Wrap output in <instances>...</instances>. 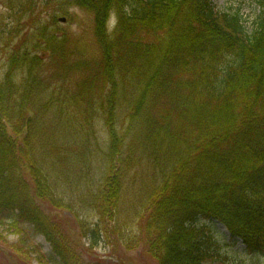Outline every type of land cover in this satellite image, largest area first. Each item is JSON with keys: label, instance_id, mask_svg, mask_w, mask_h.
<instances>
[{"label": "trees", "instance_id": "trees-1", "mask_svg": "<svg viewBox=\"0 0 264 264\" xmlns=\"http://www.w3.org/2000/svg\"><path fill=\"white\" fill-rule=\"evenodd\" d=\"M213 1L67 0L93 20L73 43L39 16L55 1H6L0 226L23 246L29 227L85 264L67 213L89 250L113 232L156 264H206L219 224L264 257V0L251 33Z\"/></svg>", "mask_w": 264, "mask_h": 264}, {"label": "rangeland", "instance_id": "rangeland-1", "mask_svg": "<svg viewBox=\"0 0 264 264\" xmlns=\"http://www.w3.org/2000/svg\"><path fill=\"white\" fill-rule=\"evenodd\" d=\"M6 1L7 0H0V16L2 15L6 17L9 14L6 9ZM53 1H55L56 4L39 10L41 20L49 21L51 16L56 14L57 21L55 24L50 23V25L60 34L67 33V36H70L68 38L69 43H73L76 38H82L88 42L92 41V17L73 5L64 9L61 6V3L67 0ZM57 1H59V3ZM255 2V0H214L213 5L219 12L238 14L245 31L251 33L260 12V8ZM61 10H65L66 15H60ZM60 19H65L66 22L60 23ZM31 22H34V20H31L30 22L25 20L21 22V26L29 28L31 27ZM2 64L3 63H0V67ZM61 216L65 224L69 223V228L72 229L69 230L71 233L70 235H73L74 240H77L78 244L81 245L80 250L85 264H156V262L146 253L143 242L139 248L127 250L126 244L121 243L123 240L119 241L113 232H110L107 237L103 238L101 244L89 250L90 244L88 240L83 237L81 239L79 238L80 236L77 233L78 230H76V226L71 216L67 213L62 214ZM81 216L85 218L84 222H95L94 213L90 212L88 208L85 209V213ZM203 222L204 221H201L200 223ZM218 225L219 224H217L215 230L227 234L226 231L224 232L218 227ZM125 230L132 232V235H135L133 232H136L137 236V232H140V226H135L134 230ZM125 230L124 232L128 233V231ZM24 232L28 236V243L25 246L21 243V236L8 230L6 227L0 226V264H25V261L27 264H45L38 262V260H36L37 256L33 252L28 254L29 258H25L21 255H18V257L14 256L13 250L19 246L24 249V252L28 247L36 246V249L39 248L41 254L46 258V264H59L57 259H53L51 248L43 237L34 235L29 227L25 228ZM212 234L216 242L214 261L206 264H264V257L248 254L243 244L241 242H231L228 234L226 235V238L221 236L220 233ZM138 235L140 236V234ZM4 243L11 247V249L6 247ZM133 244V241L128 242V246L133 247Z\"/></svg>", "mask_w": 264, "mask_h": 264}, {"label": "water", "instance_id": "water-1", "mask_svg": "<svg viewBox=\"0 0 264 264\" xmlns=\"http://www.w3.org/2000/svg\"><path fill=\"white\" fill-rule=\"evenodd\" d=\"M59 21L63 23V22H65V19H60Z\"/></svg>", "mask_w": 264, "mask_h": 264}, {"label": "bare ground", "instance_id": "bare-ground-1", "mask_svg": "<svg viewBox=\"0 0 264 264\" xmlns=\"http://www.w3.org/2000/svg\"><path fill=\"white\" fill-rule=\"evenodd\" d=\"M220 229H222V230H224L223 228H222V226H218Z\"/></svg>", "mask_w": 264, "mask_h": 264}]
</instances>
